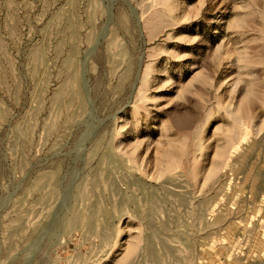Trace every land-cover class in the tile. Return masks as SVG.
<instances>
[{
    "label": "rangeland",
    "instance_id": "1",
    "mask_svg": "<svg viewBox=\"0 0 264 264\" xmlns=\"http://www.w3.org/2000/svg\"><path fill=\"white\" fill-rule=\"evenodd\" d=\"M0 264H264V0H0Z\"/></svg>",
    "mask_w": 264,
    "mask_h": 264
}]
</instances>
